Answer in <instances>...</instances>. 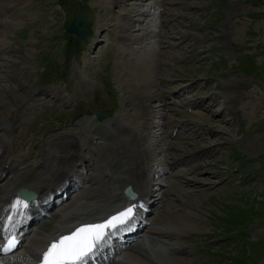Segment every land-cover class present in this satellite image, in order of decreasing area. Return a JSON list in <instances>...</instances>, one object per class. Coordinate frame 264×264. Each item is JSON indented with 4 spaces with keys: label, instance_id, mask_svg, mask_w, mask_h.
Instances as JSON below:
<instances>
[{
    "label": "rangeland",
    "instance_id": "rangeland-1",
    "mask_svg": "<svg viewBox=\"0 0 264 264\" xmlns=\"http://www.w3.org/2000/svg\"><path fill=\"white\" fill-rule=\"evenodd\" d=\"M168 1L164 26L158 15L148 17L155 24L146 25L150 31L140 45L124 43L117 20L105 26L106 14L114 10L110 0H0V129L7 126L0 138L16 156L32 157L24 161L29 168L42 162L45 142L53 135L80 126H107L125 113L136 121L140 113L134 104L139 100L150 93L170 94L167 107L157 98L151 103L153 114L144 125L146 135L151 133L150 187L163 181V191H173L175 183L192 193L182 196L175 188L181 200L173 201L166 195L165 202L152 209L144 234L162 229L176 235L169 243L182 254L170 256L158 242L152 247L150 241L142 244L150 246L152 257H157L156 250L172 262L261 264L264 0ZM81 7L90 23L89 44L79 50L70 45L68 51L64 27ZM118 11L135 14L129 8ZM140 18L134 17L132 27ZM151 43L154 49L148 47ZM92 111L107 112L106 122H97ZM179 128L183 138L169 143L171 131L175 129L176 136ZM162 152L165 158L159 159ZM165 163H171V174L156 178L158 172L163 175ZM190 179L202 183L194 188L186 183ZM127 258L150 264L133 252Z\"/></svg>",
    "mask_w": 264,
    "mask_h": 264
},
{
    "label": "bare ground",
    "instance_id": "bare-ground-1",
    "mask_svg": "<svg viewBox=\"0 0 264 264\" xmlns=\"http://www.w3.org/2000/svg\"><path fill=\"white\" fill-rule=\"evenodd\" d=\"M147 2L148 0H110V8L114 10L106 14L105 26H108V22L114 21V19L117 20L120 31L118 32L121 33L120 37L124 43L133 42L141 45L140 40L144 39L150 31V27L146 28V25L149 22H155V20L151 21L152 19L147 21V18L158 15L160 18L158 20L160 21L159 24L164 26V16L166 11L170 10L167 7L165 8V5H171L168 0H154L150 4H147ZM156 6H158L157 10L154 11L153 9ZM160 7H164V9L162 8L161 11ZM117 8L120 13L128 11V8L134 9L135 14L133 16L128 13L120 15L116 12ZM137 16L142 18L137 21L134 28L130 22ZM176 18L177 16L173 13L171 20L174 21ZM4 24H6V21H4ZM130 32L138 35L129 34ZM159 36H162V32ZM152 45L154 49L153 43L149 44L148 47ZM162 87L164 88V86ZM164 95V93H150L149 96L143 97L141 101L139 100L138 103L134 104L135 109H138L135 111L140 113L136 121L131 120L128 114L125 113L124 116L116 117L107 126L100 123L99 126H94L95 128L89 130H83L80 126L77 129L53 135L45 142V148L42 152L43 157H41L42 162L29 168H24V165L27 163L26 160L32 157L23 156L24 154L20 157L16 156L14 154L16 151L10 152V145L4 141L5 139L0 138V220L5 217L6 213L4 214L2 209L5 207L7 214L2 226L6 229V236L13 233L20 234L17 235L18 239H12L10 241L11 246L9 247L8 243L6 248L13 250L16 247H21L24 252L22 254L23 252L19 250L22 255L19 253L20 255L11 256V258L3 256L9 264H23L26 258L38 256L39 253L48 250L53 243L59 242L65 236L72 235L78 228L106 224L112 217L119 216L120 213L125 212L130 207L133 209V213L126 219L125 223L117 222L115 226L106 228L103 239L96 245L95 249H101L102 253H106L104 256H99L102 263L136 264L127 258L117 262L116 257L112 256L111 252L120 251L123 253L133 252L137 257L150 264H187L178 258L173 259V262L166 260L156 250L155 253L153 252L155 255L157 254L156 258L149 253L152 251L149 247L158 242L166 248L168 255L182 254L180 249L169 243L172 238H176V235L166 233L162 229H155L156 233L154 234H144L147 226L151 224L152 209L159 207L158 204H163L166 195L172 198L173 201L174 198L181 200L180 197L174 194L175 188H177V192L181 189L179 193L182 196L184 194L188 196L192 193V191L186 189L187 187L184 188L182 184L175 183L173 184V191H166V189L163 191V187L167 183L163 181L157 186L150 187L149 172L152 167L148 163L150 154L147 138L151 133L146 135L148 129H146L145 123L147 124V120L149 121L153 114L151 103L156 98L158 101L163 102L164 107H167L169 99L167 96L170 94ZM102 122H106V120ZM180 126L184 127V125ZM6 128L7 126L0 129V131H4ZM141 129L143 132H141ZM155 129L156 127H154ZM175 129L168 136L169 143L172 138L176 140L177 138H183L180 128L176 130L177 134L174 136ZM112 131L114 132L113 135L110 134ZM106 133L111 137L106 138ZM165 139L167 140V138ZM165 139H162L161 142ZM170 148L174 149L175 146L172 145ZM86 150L89 151L90 156L85 155ZM112 150L115 154L111 153ZM106 152L111 156H106ZM160 158H165L164 152L161 153ZM185 160V158L180 159L178 163ZM160 162L162 163L163 160ZM170 164L165 163L163 175L158 172L156 178L163 177L167 173L171 174L168 171ZM11 176H13L11 180L2 185ZM186 183H191L195 188L202 182L190 179ZM126 187H130L136 194L135 198L123 196V190ZM19 189L34 192L37 198L31 203H27L26 207L22 204L17 207L16 202L19 200L16 197V192ZM72 195H76V200L67 205ZM11 207L14 208L11 209ZM59 207H63V209L60 212H54ZM167 209L171 210L168 207ZM174 224L180 225L173 222L172 225L174 226ZM31 234L33 235L30 238ZM144 241H150L148 248L142 244L145 243ZM26 253L30 254L25 255ZM261 264H264V261Z\"/></svg>",
    "mask_w": 264,
    "mask_h": 264
},
{
    "label": "snow or ice",
    "instance_id": "snow-or-ice-1",
    "mask_svg": "<svg viewBox=\"0 0 264 264\" xmlns=\"http://www.w3.org/2000/svg\"><path fill=\"white\" fill-rule=\"evenodd\" d=\"M16 206H21L17 201ZM26 207L27 205H23ZM133 213L130 207L119 216L112 217L106 224L88 225L78 228L72 235L63 237L58 243H53L43 255V264H83L93 252L96 245L103 239L105 229L115 226V223H125ZM11 242H9V247Z\"/></svg>",
    "mask_w": 264,
    "mask_h": 264
},
{
    "label": "water",
    "instance_id": "water-1",
    "mask_svg": "<svg viewBox=\"0 0 264 264\" xmlns=\"http://www.w3.org/2000/svg\"><path fill=\"white\" fill-rule=\"evenodd\" d=\"M66 32L68 35H71L76 38L82 45L87 42L86 22L81 12L77 13L73 22L66 27ZM95 116L97 120H103L105 117L104 114L100 113H96ZM19 193L26 200H31L35 198L34 194L28 193L25 190H21L19 191ZM125 194L131 196L130 193H128L127 191L125 192Z\"/></svg>",
    "mask_w": 264,
    "mask_h": 264
}]
</instances>
